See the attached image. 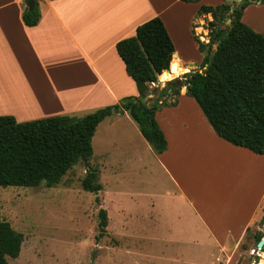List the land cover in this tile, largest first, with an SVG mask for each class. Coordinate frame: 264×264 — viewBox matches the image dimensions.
Returning <instances> with one entry per match:
<instances>
[{"label":"crops","instance_id":"obj_1","mask_svg":"<svg viewBox=\"0 0 264 264\" xmlns=\"http://www.w3.org/2000/svg\"><path fill=\"white\" fill-rule=\"evenodd\" d=\"M35 2L40 19L29 27L23 20L27 4L0 0V116L18 122L80 118L139 96L116 45L156 17L164 21L175 44L173 60H180L181 67L195 64L198 69L204 60V56L196 62L186 59L172 34L170 12L173 8L185 12L189 5L181 0ZM234 2L216 0L215 6L235 7ZM256 10L260 16L250 26L264 35V3L249 6L242 18ZM193 23L191 18L187 26L172 29L187 35L199 51L191 30L204 29L191 27ZM157 84L150 88L160 87ZM187 96L181 86L177 99L167 97L176 105L156 113L167 140L164 153H155L127 113L106 118L93 144L102 130L106 146L126 147L129 139H135L150 153L152 169L161 173L151 194V235L175 237L171 242L194 246L190 251L216 243L229 260L228 253H234V259L247 233L264 218V155L220 138L196 100Z\"/></svg>","mask_w":264,"mask_h":264},{"label":"trees","instance_id":"obj_2","mask_svg":"<svg viewBox=\"0 0 264 264\" xmlns=\"http://www.w3.org/2000/svg\"><path fill=\"white\" fill-rule=\"evenodd\" d=\"M247 4L246 0L239 5L234 2L232 14L230 4L201 6V13L213 17L209 22L210 41L204 44L193 30L204 60L198 71L184 75L182 86L186 87V95L196 100L220 138L264 155V35L242 22ZM37 7L35 2L34 9L23 14L29 27L39 22ZM229 19L231 25L222 28L221 22ZM116 48L139 96L80 118L54 116L18 122L12 116H0V188H38L43 184L51 188L82 161L88 165L83 190L99 194L103 189L99 172L89 164L94 153L93 138L98 126L116 113L131 117L156 154L167 150L156 113L164 106L176 105L177 101L169 103L167 97L178 96L180 86L169 81L162 89L150 88L158 83L159 76L164 81L176 77L179 70L178 59L173 60L175 44L164 21L159 17L149 20L138 27L135 36L123 39ZM99 217V236H103L108 227L107 211L101 209ZM23 242V234L2 219L0 200V264H9L7 258H18ZM261 257L264 260V254Z\"/></svg>","mask_w":264,"mask_h":264},{"label":"rangeland","instance_id":"obj_3","mask_svg":"<svg viewBox=\"0 0 264 264\" xmlns=\"http://www.w3.org/2000/svg\"><path fill=\"white\" fill-rule=\"evenodd\" d=\"M246 1L245 9L257 5L255 0ZM208 2L215 6L216 0H201L200 4L209 5ZM198 4L189 3L185 12L173 8L169 21L182 55L195 62L204 55L196 51L187 35L175 34L172 26L185 27L192 18L195 23L191 27L204 29L195 31V35L207 44L212 20L210 14L200 12ZM259 16V10L250 12L242 22L251 27ZM230 25L225 20L220 26L227 29ZM216 48L214 45L213 50ZM178 64L177 76L159 80L160 89L169 81L183 83L190 67H181L180 60ZM173 96L170 101L179 95ZM104 135L102 130L98 133L89 162L99 172V183L103 186L99 194L83 190L88 165L82 161L51 188L46 184L38 188H0L2 219L24 236L20 256L7 258L9 264H227V261L264 264L261 257L264 246L258 248L264 238V219L258 223L261 232L258 228L250 230L234 259V253H228L230 260L216 243L190 251L194 246L171 242L175 237L151 235V194L157 190L161 173L152 169L150 153H145L143 145L135 139H129L126 147L124 144L110 147L104 144ZM101 209L108 214V227L103 236H99Z\"/></svg>","mask_w":264,"mask_h":264},{"label":"water","instance_id":"obj_4","mask_svg":"<svg viewBox=\"0 0 264 264\" xmlns=\"http://www.w3.org/2000/svg\"><path fill=\"white\" fill-rule=\"evenodd\" d=\"M234 1H235L236 3H241L243 0H234ZM34 6H35V0H27L26 10H30V11H32V10L34 9ZM234 10H235V8H234V7H231V9H230V13L232 14V13L234 12ZM227 22H228L229 24H231V20H230V19L227 20ZM189 67H190V71H189V72H196V71L199 70L198 68L195 67V64H190ZM169 70H170V69H169ZM166 71H168V70H166ZM178 85L181 87V86H182V83L179 82ZM263 246H264V238H263L262 241L259 242V244H258V248H259V249H262Z\"/></svg>","mask_w":264,"mask_h":264},{"label":"built area","instance_id":"obj_5","mask_svg":"<svg viewBox=\"0 0 264 264\" xmlns=\"http://www.w3.org/2000/svg\"><path fill=\"white\" fill-rule=\"evenodd\" d=\"M16 1H18V2H20V3H25V4H27V0H16Z\"/></svg>","mask_w":264,"mask_h":264}]
</instances>
